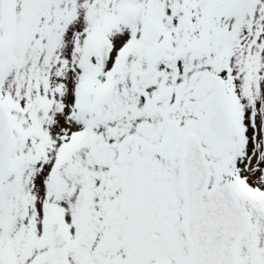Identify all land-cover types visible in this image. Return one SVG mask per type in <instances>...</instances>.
<instances>
[{
    "label": "snow or ice",
    "instance_id": "6c2138e0",
    "mask_svg": "<svg viewBox=\"0 0 264 264\" xmlns=\"http://www.w3.org/2000/svg\"><path fill=\"white\" fill-rule=\"evenodd\" d=\"M0 264H264V0H0Z\"/></svg>",
    "mask_w": 264,
    "mask_h": 264
}]
</instances>
